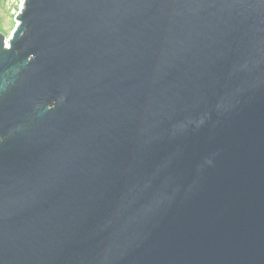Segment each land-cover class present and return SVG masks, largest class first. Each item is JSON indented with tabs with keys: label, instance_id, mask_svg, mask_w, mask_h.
I'll return each mask as SVG.
<instances>
[{
	"label": "water",
	"instance_id": "95a60500",
	"mask_svg": "<svg viewBox=\"0 0 264 264\" xmlns=\"http://www.w3.org/2000/svg\"><path fill=\"white\" fill-rule=\"evenodd\" d=\"M0 31V264H264V0H24Z\"/></svg>",
	"mask_w": 264,
	"mask_h": 264
},
{
	"label": "rangeland",
	"instance_id": "374dc122",
	"mask_svg": "<svg viewBox=\"0 0 264 264\" xmlns=\"http://www.w3.org/2000/svg\"><path fill=\"white\" fill-rule=\"evenodd\" d=\"M24 0H3L0 3V31L9 38L17 28L16 17L22 11Z\"/></svg>",
	"mask_w": 264,
	"mask_h": 264
},
{
	"label": "trees",
	"instance_id": "16d2710c",
	"mask_svg": "<svg viewBox=\"0 0 264 264\" xmlns=\"http://www.w3.org/2000/svg\"><path fill=\"white\" fill-rule=\"evenodd\" d=\"M1 1H3V0H0V3H1Z\"/></svg>",
	"mask_w": 264,
	"mask_h": 264
}]
</instances>
